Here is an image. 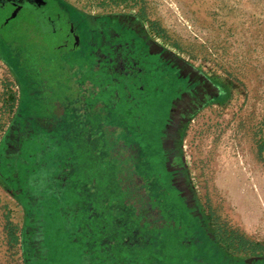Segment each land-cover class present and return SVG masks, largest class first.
Masks as SVG:
<instances>
[{"label": "rangeland", "instance_id": "obj_1", "mask_svg": "<svg viewBox=\"0 0 264 264\" xmlns=\"http://www.w3.org/2000/svg\"><path fill=\"white\" fill-rule=\"evenodd\" d=\"M61 1L88 18L74 15V21L63 14L65 25L51 41L35 40L32 30H22V23L32 26L26 14H0V264L35 260L22 232L30 231L29 222L36 213L28 212L29 199L18 182L23 177L12 156L15 147L19 150L18 131L23 127L17 119L23 86L36 91L29 99L42 122L54 126L67 117V109L72 112L64 133L71 141L69 156L75 160L67 165L60 158L56 162L66 165L61 173L71 182L64 193L75 203L72 224L79 221L85 208L91 218L88 246L74 255L85 260L77 264H175L173 256L179 254L171 250L177 246L175 230L155 225L151 216L155 206L146 205L148 188L142 189L134 166L126 163L127 151L137 148L141 137L147 151L159 148L163 169L169 170L162 140L169 101L153 89L160 85L152 83L154 77L148 74L142 83L141 69L148 67L139 56L133 59L139 64L122 60V71L120 65L113 68L114 62L109 68L106 50L109 40H114L106 37V26L99 21L120 14L137 20L156 44L229 85L221 111L193 121L180 138L178 163L183 176L174 185L189 183L194 207L178 192L175 195L183 205V217L200 228V244L207 242L218 250L213 257H202L196 250L185 256L187 264H264L261 260L247 262L250 256H264V252L238 249L233 238L241 235L264 245V0ZM97 26L101 34L95 31ZM112 33L118 40L120 36ZM126 42L129 39L119 41L121 47ZM132 42L131 50L139 47ZM47 45L55 47L48 50ZM38 71L44 84L34 81ZM95 84H107L106 103L91 100L99 89ZM116 110L119 117H115ZM9 133L10 143L6 141ZM167 179L170 183L169 174ZM235 188L250 193V207L259 209L258 216H252L253 224L242 225L237 202L231 196ZM133 209L137 218L144 215L149 219L147 228L139 225ZM96 215L101 220H95ZM97 229L103 242L101 255L95 258ZM178 235L190 252L196 247L191 230L185 238L183 230ZM75 236V245H81V235ZM59 239L60 248H66L68 254L72 249ZM60 256L63 258L48 256L51 261L45 264H62Z\"/></svg>", "mask_w": 264, "mask_h": 264}, {"label": "trees", "instance_id": "obj_2", "mask_svg": "<svg viewBox=\"0 0 264 264\" xmlns=\"http://www.w3.org/2000/svg\"><path fill=\"white\" fill-rule=\"evenodd\" d=\"M47 49L49 50L50 47ZM94 64H96V61ZM37 77V79L35 76L33 77L35 83H45L41 77L40 71H38ZM95 85L99 86V89L95 95H93L91 100H103V103H106L107 84ZM35 92L36 91L31 92L23 86L24 97L20 100L21 108L18 111L17 119L19 124H23V127L25 125L24 128H26L27 131L21 126V129L18 131L21 137L19 138L17 135L20 143L19 150L15 147L14 151L16 153H13L12 155L15 156L19 164L17 165L18 170L23 177V179H19L18 182H20L19 186L24 190V193L26 194L25 196L29 199V204H27L29 208L28 212L29 214L33 212L36 213V217L31 218L29 227L31 229H39V232H33L30 229L32 232H22V235L24 242L26 241L31 251L33 250L31 254L32 257H35V260L32 259L30 264H45V261H48V256L54 255L63 256V258L61 256L59 257L63 260L62 264H77V261L85 260V258H77L74 255L80 250H85L88 246V222H90L91 218L90 216H87L85 208L79 221L73 225L72 221L74 222L75 220H72V212L74 213L75 203H73L68 195L64 193V187H69L71 182L64 178L63 173L61 172H63L62 169L67 164H70L75 160L73 157L69 156L71 141L64 133L66 122L72 115V112L70 109H67V117L64 118L61 123H56L54 126L42 122V120L36 117L33 113L31 101L29 99L35 95ZM114 114L115 117H119L118 115H120V112L116 110ZM119 121L122 120L120 119ZM128 123L126 125H129ZM141 134L142 131L139 132L137 136H140ZM10 136V133L6 135V141L8 143L11 142L9 140ZM129 150L130 152L127 151L126 155V163L130 166L129 164L131 162L134 166L136 172L134 176L139 179L143 187L142 189L148 188V193H146L145 190L147 200L146 205H150L151 207L152 205L155 206L154 213L151 215L153 217V222L155 221V225L158 223L165 224L169 227H173V231L175 230L174 237L177 246L171 248V250L174 252L178 250L179 254L173 256L174 263L187 264L188 260H185V256H191L196 250H198L196 254H201L202 257L215 256L214 254L218 253V250H213V246H209L207 242L200 244L202 243L199 235L200 228L197 227L190 218L186 219L183 217V205L176 197L175 190L168 182V172L163 169L159 148H157V151L156 149L153 151H147L144 149L143 140L141 137H138L137 148H134L133 150L130 148ZM113 154L116 155L114 151ZM59 158L62 159V162H67L66 165L62 163L63 165L59 166V164H57L58 162H56ZM60 174H62V177H60ZM132 212V215L138 221L140 226H143V228L149 226V219H147L146 216L142 215L141 218H137V212L135 214L134 209ZM95 220L101 219L96 215ZM75 226H78L79 228L77 232L76 230L78 228L74 230ZM157 226L161 227L159 224ZM53 227H57L60 230V233L57 234V231L54 230ZM180 230H183L182 238L186 237L188 230H191L194 234L193 239L194 242H196V247H194L191 252V248L188 246L187 242L180 239V236L178 235ZM76 233L81 235L82 243L78 246L75 245ZM95 235L96 244L94 247V256L96 254V258L100 254L99 251H101L100 246L103 239L100 238V231L98 229L96 230ZM59 237L62 238L64 245L69 246V248L72 249L68 254L65 253L66 248H60L61 241ZM233 238L238 249L253 254L264 251V245L261 243L250 241L241 235H236ZM14 239L16 240V238ZM169 246L170 244L164 247L163 252H165V249ZM77 247L79 248L77 249ZM257 255H260V253ZM225 264L233 263L226 262Z\"/></svg>", "mask_w": 264, "mask_h": 264}, {"label": "flooded vegetation", "instance_id": "obj_3", "mask_svg": "<svg viewBox=\"0 0 264 264\" xmlns=\"http://www.w3.org/2000/svg\"><path fill=\"white\" fill-rule=\"evenodd\" d=\"M2 13L8 17L13 16L14 13L26 14L30 18L32 26L22 23V30L29 32L32 30L31 36L35 40L43 41L51 40L52 35L62 30L65 24L61 19L63 14L74 21V15L78 19L80 17L83 20L88 18L85 14L66 6L61 0H0V14ZM104 18V22L98 21L102 26H106V30H104L106 37L114 40V42L109 40L108 48L106 47V60L110 63L109 68H112V62H114L113 68L117 70L120 65L119 68L122 71L125 69L123 61H131L139 56V60L145 62V66L148 67V70L144 68L142 71L140 66L141 74L143 73L145 77L142 79V83L145 84L148 74L151 78L154 77L152 83L160 85L153 86V89L159 96H162L161 93H163V97H166L165 100L169 101L162 133L163 149L169 168L167 172L170 183L173 182L171 186L181 195L182 200H185L190 207H194L189 183L184 181L186 184L175 186L183 176V171L178 163L180 138L184 132L188 131L193 121L204 117L205 114L211 115L213 111L215 113L221 111L223 104L228 100L229 85L222 84L207 71L150 40L143 33L139 22L133 20L131 16L120 14L114 15V19L112 16ZM110 18L112 21L109 20ZM95 31L101 34L100 27L97 26ZM112 31L116 32L118 37L120 36L118 40L114 38ZM124 35L126 38L123 37ZM121 36L126 40L129 39V42L123 43L122 47L119 43L122 39ZM132 41L139 45L135 50L129 48L130 44H133ZM117 42L118 44H116ZM153 56L157 60L151 58ZM133 61L135 64L138 62ZM201 228L203 229V226Z\"/></svg>", "mask_w": 264, "mask_h": 264}, {"label": "bare ground", "instance_id": "obj_4", "mask_svg": "<svg viewBox=\"0 0 264 264\" xmlns=\"http://www.w3.org/2000/svg\"><path fill=\"white\" fill-rule=\"evenodd\" d=\"M249 189V188H248ZM246 190V189H245ZM244 190V191H245ZM246 192V191H245ZM242 190L241 189H237L235 188L234 191L232 192L231 196L233 199L236 200L237 202V215L240 217V220L242 222V225H250L253 224V217L252 216H258L257 215V211L258 210H254L253 208L250 207V204L248 202V200L252 199L250 197V193L249 194H242ZM255 198V197H254ZM258 199V198H257ZM264 200V198L262 199ZM255 201V200H254ZM257 202V201H256ZM259 202V201H258ZM257 202V204H258ZM254 203V202H253ZM252 204V203H251ZM259 206V205H258ZM257 208V207H255ZM261 208V207H260ZM260 212V211H259ZM263 214V213H262ZM256 219V218H255ZM255 221V220H254Z\"/></svg>", "mask_w": 264, "mask_h": 264}, {"label": "water", "instance_id": "obj_5", "mask_svg": "<svg viewBox=\"0 0 264 264\" xmlns=\"http://www.w3.org/2000/svg\"><path fill=\"white\" fill-rule=\"evenodd\" d=\"M59 17H61V16H59ZM61 19H62V17H61ZM62 22L64 23V20L63 19H62ZM14 23L16 25H20V23H18V22H14ZM59 33H61V31ZM47 47L54 48L55 46L54 45H52V46L47 45ZM262 259H264V256H262V255H254V256H250L248 259H246V261L247 262H251V261H254V260H262Z\"/></svg>", "mask_w": 264, "mask_h": 264}, {"label": "snow or ice", "instance_id": "obj_6", "mask_svg": "<svg viewBox=\"0 0 264 264\" xmlns=\"http://www.w3.org/2000/svg\"><path fill=\"white\" fill-rule=\"evenodd\" d=\"M5 22H6V19H5Z\"/></svg>", "mask_w": 264, "mask_h": 264}]
</instances>
